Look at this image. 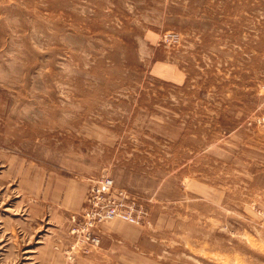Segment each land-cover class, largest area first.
Segmentation results:
<instances>
[{
    "label": "rangeland",
    "instance_id": "1",
    "mask_svg": "<svg viewBox=\"0 0 264 264\" xmlns=\"http://www.w3.org/2000/svg\"><path fill=\"white\" fill-rule=\"evenodd\" d=\"M0 264H264V0H0Z\"/></svg>",
    "mask_w": 264,
    "mask_h": 264
},
{
    "label": "built area",
    "instance_id": "2",
    "mask_svg": "<svg viewBox=\"0 0 264 264\" xmlns=\"http://www.w3.org/2000/svg\"><path fill=\"white\" fill-rule=\"evenodd\" d=\"M111 185H112L111 177L109 178V177L105 176L103 178H100L97 181L96 189L98 192L109 193ZM92 190L93 189L91 188V191ZM88 201H91V196L88 198ZM112 210L114 211V209H111V210L107 211V213L111 215Z\"/></svg>",
    "mask_w": 264,
    "mask_h": 264
}]
</instances>
